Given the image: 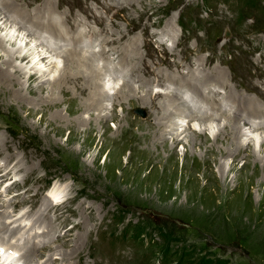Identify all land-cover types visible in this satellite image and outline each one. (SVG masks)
Returning <instances> with one entry per match:
<instances>
[{"label": "rangeland", "instance_id": "1", "mask_svg": "<svg viewBox=\"0 0 264 264\" xmlns=\"http://www.w3.org/2000/svg\"><path fill=\"white\" fill-rule=\"evenodd\" d=\"M5 1L0 0V4ZM35 8L40 11L38 16L53 13L54 21L80 32L83 45H71L72 41L70 45L60 43L56 50H52V56L39 60L41 48L46 50L48 46L41 43L39 36L29 34V26L37 29L38 24H43L34 17L38 13ZM17 10L34 12L33 19L24 14L35 25L31 26L30 22L24 30L20 29L24 38L18 42L23 50L16 56L30 53L31 62H22L25 68L22 80L33 72L41 76L33 84L46 87L45 92L37 96L41 104L45 105L50 97L59 95L58 86L53 87L49 82H53L63 68L65 59L62 54L69 49L84 54L105 51L104 56L94 59L105 70L100 81L107 83L106 92L109 91L111 98L106 97L110 100L104 101L105 105L93 106L91 111L80 114L86 118L101 115L106 122L104 126L91 122L93 125L68 127L53 119L57 108L65 118H75L77 113L69 109L72 106L68 102L49 105V109L43 111L39 105L33 104L36 96L33 97L28 89L24 90L22 100L15 97L19 85L14 86V93H0V164L5 162L6 156L14 154L12 160H21L24 167L34 172L29 175L24 170L17 176L0 178V212L4 215L1 221L21 219L23 223L20 222V232L15 235L0 233L3 252L8 253L13 247L19 249L10 259L11 263H16L22 256L20 247L26 244L23 239L33 222L30 215L35 213L32 210L58 184L62 196L57 200L66 201L63 211L69 220L64 221L62 217L57 222L54 212L49 216L55 224L66 223L58 230L67 227L66 233L70 236L65 241L56 240L53 238L57 234L55 229L48 230L36 247L41 252L33 253L31 259L21 257L18 264H39L50 257L60 259L59 263L51 264H192L201 257L223 259L228 264H264V236L247 225L248 217L241 205L243 199L237 201L220 193L216 187L220 175L218 167L204 169L191 155L184 154L185 142L195 134L193 127H188L191 118H194L191 126L200 130L208 124V132L217 133L226 124L233 126L239 115L254 112L256 105L264 108V0H21L15 12L10 11L16 16ZM10 20L11 27L1 33L6 40L19 35L16 21ZM170 28L174 29L173 33L169 32ZM44 36L52 44L56 38L53 32L46 30ZM113 38L118 41L107 45V39ZM6 45L14 49L8 41ZM36 45H39L38 49ZM3 57L8 55L2 51L0 63ZM20 65L21 61H16L9 69L15 72ZM209 74L220 78L205 79ZM11 77L17 79L16 74ZM175 78L184 79L190 86L193 78L212 81L204 83L205 89L219 88L218 91L203 94L208 95L210 102L225 101L224 105H213L214 110L208 109L206 98L192 96L194 91L185 83L178 88ZM126 84L136 89L139 99L129 101L127 94L117 99L114 97L116 89ZM78 88L74 89V95L81 102L87 95L92 97L89 91L82 95ZM158 93L177 99L171 101L159 97L156 101L154 96ZM239 94L252 101L236 98ZM97 96L98 93L93 97ZM118 100L127 103L120 106ZM143 103L147 108L142 106ZM177 104L186 111L179 109L175 116L167 119L171 108ZM235 105L236 112L232 110ZM223 112L235 116L229 121ZM146 113L148 117L144 118ZM202 116L212 118L204 124L200 119ZM165 118L176 130L170 128L159 139L148 136L150 142L158 145L153 150L162 155L161 161H155L150 153L145 152V144L135 133L145 126L157 129L156 121L165 123ZM239 121L241 126L246 123L244 119ZM184 129L187 131L181 136L183 140L174 145L173 136ZM231 136L230 131L224 138L230 140ZM262 136L264 125L245 135L243 133L241 139H259L256 149L260 153ZM172 149L175 151L173 156L170 155ZM193 149L192 154L202 152L199 148ZM72 151L76 152L75 156ZM243 159L237 164L238 172H233L232 176L245 172ZM223 160L228 165L231 158ZM15 180L17 184H13ZM31 184V194L37 195L29 198L31 194L26 193L19 199ZM254 196L257 200L260 198L258 192H254ZM57 200L49 202L54 205ZM13 203L17 206L14 207ZM36 216L35 219L39 215ZM119 216H125V219L116 224ZM83 220L86 232L73 229ZM44 226H34V233L37 235L43 231ZM78 237H82L79 244L83 242L79 252L74 250ZM49 246L54 248L42 251ZM3 258H7V254H2L0 261Z\"/></svg>", "mask_w": 264, "mask_h": 264}, {"label": "bare ground", "instance_id": "2", "mask_svg": "<svg viewBox=\"0 0 264 264\" xmlns=\"http://www.w3.org/2000/svg\"><path fill=\"white\" fill-rule=\"evenodd\" d=\"M19 1H21V0H10V1L6 0L5 2H1V4H0V52L3 51L4 53H6L8 55V57H3L2 63H0V93H5V94H10L11 92L14 93L13 92V89H15L14 86L19 85L18 86L19 88L17 87L18 91H15L16 92L15 97L16 98L19 97V99L22 100L25 97L24 90L28 89L30 91V94L33 95V97L36 96V98H33V101H32L33 104L39 105V109L41 108V110H43V111H47L49 109V108H47L49 105L58 106L62 103V101L68 102L72 106V108H69V109H71L73 113H77V114H76L74 119L65 118V116L59 110V108H57V111H55V113L53 114V119L55 122H57L59 124H62L64 126H68V127L93 125L92 123H94L96 125L99 124V125L104 126L106 124V122H105V119L102 118L101 115H97L95 117L96 118L95 119L91 116H89V118L82 117L80 114L84 111H91V108L93 106L97 107L98 105H103V104L105 105V103H103V102L106 100H110L109 98H106V97L111 98V95L109 96V94H108L109 91L106 92L107 83L104 84L105 81L104 82L100 81V77L104 74L105 70H103V68H100V66H98L96 64L95 59H94L96 56H99V55L104 56L105 51L102 50L98 53L95 52L92 54H84L83 52L69 49L65 53H63L62 56L65 59V64H64L63 68L60 70L58 76L54 79V81L49 82V84H52L53 87L58 86V87H56V89L57 88L59 89V91H58L59 95L50 97V99L47 101V104H45V105L41 104V99L39 97L37 98V96L40 93L43 94L46 90V87H44V86L37 87V86L33 85L35 83V81H38L39 79H41V76H38L37 72H35V73L33 72V73L29 74V76L27 77V79L25 81L22 80V75L25 72V68L23 67L22 62H26V63L31 62L30 53L28 54V53L23 52L24 54H22L21 56H16V54L18 52L23 50L22 45H19V42H18V40L24 38V36L22 35V31L20 29L24 30V27H27L26 25H28V23H30V22H31V26L34 27V25H35V23L32 22L30 19V18H32V13H34V12L30 11L27 13L28 10H25L24 12L22 10H17L16 16H14L12 14L11 11L13 10L15 12L16 6L19 5ZM48 5H50V4H48ZM34 11L36 13L38 11V9H36ZM48 12H50V11L48 10ZM25 13H27V16L28 17L30 16V18H28L27 16H24ZM39 13H40V11H38L37 15L34 17H36V19H38V20H42L41 22H43V24L42 23L38 24V27H36L37 29H34L30 26L28 28L29 34H35V35H37V37L39 36L41 39V43L46 44L48 46V48L46 50L43 47L41 48L40 53H39L41 56V59H39V60L44 61L45 57H47L49 55L52 56L53 55L52 50H56L58 48V44H60V43H62V44L69 43V45H70V41H72L71 45H74V46L83 45V41H82L83 37L81 38L80 32L76 33L75 30L72 31L70 29H67L60 22L54 21L55 17L53 16V13H49L48 15L45 13L42 16L40 15L41 17L38 16ZM45 17H47V18H45ZM10 19L16 21L18 29H19L18 30L19 35L17 38L10 37L8 40H6L5 38H3L1 36V33L6 28L11 27L9 25V22H12ZM77 20H74L75 23L76 22L78 23ZM41 24H42V27H39ZM45 30L47 32H53L56 35L55 36L56 38H55V41L53 42V44L48 42L46 39H44V37H45L44 31ZM168 30L170 33H173V31H174V29H172V28H170ZM73 34H75V35L79 34V35H78V37H76ZM116 38H113L110 41H108V39H107V41H106L107 45L115 44L118 41V39H116ZM7 41L14 47L15 50L9 49L7 47V45H6ZM38 43H39V41H38ZM39 45L38 46L36 45L35 48L38 49ZM49 48H51V49L49 50ZM113 50L115 52L116 51L119 52V50H116V48H113ZM123 54L125 56V53H123ZM19 60L21 61L22 66L20 65L19 67L16 68L15 72H12L9 68L13 64H16V61H19ZM122 62H124V61H122ZM130 67H132V66H130ZM105 68H107V67L105 66ZM107 70H108V68H107ZM114 71H116V70H114ZM124 71H125V69H124ZM12 74H16L17 79H13L11 77ZM113 75H115V73ZM212 78L213 77H211L210 74L205 75V79H207V80H210ZM217 78H220V76L217 75L213 79L217 80ZM18 80H19V82H18ZM174 80L177 81V84H178L177 87L178 88H181V86H183L185 84L188 85L184 81V79L180 80V79L175 78ZM204 83L208 84V83H212V81L207 82V81H204L201 79L193 78V81H191L192 86L188 85L192 88V90L195 93L194 94L191 91V93L193 94L192 96L199 95L201 97L206 98V101H207L206 105H207L208 109L210 108V110L215 109V107L214 108L211 107L213 105H217L218 107L221 105H224L225 101L218 103L217 101L210 102L207 100V98H209L208 95H204L203 93L208 92V94H209L210 91H212V90L218 91L219 88L205 89ZM227 84H228V82H227ZM114 86H115V84H114ZM76 87H79L81 89L82 95L83 94L86 95L85 91H89L88 93L92 94V97L89 98L87 95L86 98L83 99V101L81 102V100L79 98H77L76 95H74L75 94L74 89H76ZM93 88L97 91L96 93H98L97 97H93V96H96V93H94ZM108 88H110V87H108ZM115 88H116V86H115ZM217 91H215V93ZM259 92H260V90H259ZM115 93L116 94L114 95V97L116 99L122 94H127V99L129 101H131L132 99H135V98L139 99V97L137 96L136 89L134 87H131L130 85H127V84L116 89ZM101 94H103L104 97H101L102 96ZM210 94H213V93H210ZM79 95L80 94H78V96ZM116 95H117V97H116ZM228 95H232V94L229 93ZM241 95H243V94H241ZM241 95L239 94L236 98L247 99V100L250 99V98L248 99V97H245V96L242 97ZM168 96L169 95L166 96V95H162L161 93H158L154 97H156V101L159 100V97H167L165 99L169 98V100H171V101H174V99H177L176 96H171V97L170 96L168 97ZM262 97L264 98V92L262 93ZM145 98H143V99H145ZM115 101H117V100H115ZM118 101H119L120 106L123 105L124 103H127L123 100H118ZM138 101H140V100H138ZM249 101H252V100H249ZM26 104H28V103L26 102ZM142 106L144 108H147V106L144 103ZM174 106H175V103H174ZM228 106H230V105H227V107ZM171 107H173V103H172ZM174 108H176V111L173 110ZM174 108H171L170 114L168 115L167 119H170L173 116H175L179 109H181L183 111L182 107L179 106L178 104ZM232 110H234L236 112V105L234 106V108ZM185 111L186 110H184L183 112H185ZM255 112L257 114L255 116L251 117V114H253V113L255 114ZM100 114H101V112H100ZM251 114H248V115H250V117H248V115H239L238 117H236L237 119L238 118L240 120L244 119L246 121L244 126H241L239 124L240 121L238 119V121H236L233 126L231 124H226L223 128H220L217 133L208 132L209 131L208 130L209 127L207 126L208 124L205 125L203 128H200V130L197 129L193 125L191 126V122L194 120V118H191V122L189 123L188 127H190V128L193 127V132L195 134L191 140H189L188 142H185L184 154L185 155L186 154L191 155V157L195 160V162L198 165H201L202 167H204V169L205 168L211 169L214 166L218 167L220 175L218 177V181H217L218 184L216 187L220 190V193L224 197L236 199L237 201H238V199H240V200L243 199V201L241 200L243 202L241 205H242L243 209H245L244 211L246 213V216L248 217L247 225H249V227H251L252 230H256L258 233L260 232L262 234V237H263L264 236V136H262L260 138V145H259L260 153H259V150H257L258 148L256 149V145H257L256 143L258 142L259 139L251 138L248 141H244L243 139H241L243 136V133L245 135L246 132L248 133L249 130L251 132L252 130H257V128H260L261 126L264 125V116H263L264 115V108H263V106L256 105L255 111L252 112ZM147 115L148 114L146 113L144 118L148 117ZM223 115L225 117H227L229 119V121H231L232 118H234V116H235V115H233V116L226 115L224 112H223ZM210 117L202 116V117H200V119H201V121H203L204 124H206ZM151 119H153L152 121H154V117ZM156 122H157L156 124H157L158 131H157V129H153V128H149L148 126L147 127L145 126L143 128V130H141L138 133H135V135L137 136L138 140L141 143L145 144V146H146L144 149L145 152L150 153L155 161H161L162 155L160 154V152L158 153L155 151L156 150L155 148L158 145H155L152 142H150L151 140L149 141L148 136H150V137L154 136L157 139H159L161 136H164L165 133L170 130V128H175V127L170 126L169 123H171V122H169V120L165 121V123H163L162 121L161 122L156 121ZM129 124H130V122H129ZM248 124L250 125L249 128L247 126ZM176 125L177 124H175V126ZM247 128H248V131H247ZM185 129H187V128H185ZM185 129L182 130V132L178 133V135H175V136H173L172 133H170V135L174 137L173 138V143L175 142L174 145H176L177 143H179L180 141L183 140L181 138V136L187 131ZM227 129H229V130H227ZM175 130H176V128H175ZM230 131L232 132V136L230 139L232 142V145H230V140H225V138H224V135ZM159 132H160V134H159ZM133 138H135V137H133ZM233 141H235V142L233 143ZM3 144L7 147V144L4 143V140H3ZM153 148L155 150H153ZM193 148H195V150L199 148V149H201L202 152L199 153V155L197 154L198 152L197 153L194 152L192 154L191 151ZM173 150L174 149L171 150V153H170L171 156H173L175 154V151H173ZM72 155L75 156L76 152L72 151ZM14 156H15L14 154L6 156L5 162L0 164V172H1L0 178H1V180H4L7 177L12 176V175L17 176V174L19 172H23L24 170L28 171L29 175L34 173L29 167H24L22 165L23 163L21 162V160L20 161L19 160H16V161L12 160ZM241 156H242V159L244 158L243 160H245L244 164H242V169H245V172H243V174H241V175L238 173V174H233V176H232V173L238 170L236 168L238 166L237 165L238 162L242 160V159L240 160ZM226 157L231 158V161L229 162L228 165H226L224 160H223V158H226ZM239 169H241V168H239ZM11 179L13 180V178H11ZM17 183H18L17 180H15L13 182V184H17ZM34 183L38 184L37 181H35ZM57 186H58V184L55 185V187L51 190V192L49 193L48 196L46 195V198H44L43 202L38 204L36 209L32 210V213H35V214L30 215L33 218V222L31 223V225H29V229H28L29 233L27 231V234L25 235V239H23V241H25L26 244L25 243L23 244L24 245L23 248L20 247L21 249H23L22 256H20L17 259L16 263H14V264H18L20 261L19 259L21 257H24L25 258L24 260H26L27 258L31 259V257L34 256V254L41 252L39 249L37 251L36 247L38 246L39 243L41 244V242H42L41 238L44 239V237L46 236L45 234L47 233L48 230H54L55 229V232L57 234L53 238H57L56 240L60 239V241H62V240L65 241V238H69L70 234L66 233L67 227H63L62 228V229H64L63 231L58 230L62 226L67 225V224L66 223H61V225L55 224L56 222L53 223L52 220L50 219V216H49L50 212H54V213H56V221L57 222L62 217H64V221L69 220L68 217L65 216V213L63 211V208H64L66 201L62 200V203H61L57 200V199L61 198V196H62V190L60 188H58ZM252 190L254 192H258L260 194V198L258 200L255 198L254 192L252 193ZM26 193H28V194L32 193V184H31V186L26 188L19 195V199L21 196H23ZM36 195L37 194H35V195L31 194V195H29V198L30 197L34 198ZM55 199L58 201V203L53 205L52 203L49 202V200H55ZM52 202H54V201H52ZM0 205H2V204H0ZM13 206L16 207L17 203H15V205L13 203ZM6 209L4 210L5 212L7 211ZM19 212H21V211H19ZM72 212H73V215H75L76 212L74 210ZM2 213L0 212V221L2 220V218H4V215ZM36 215H39L37 219H35V217H37ZM25 216H27V215H25ZM81 218L84 219V217H81ZM20 222L22 223L21 219H20V221L15 220L14 222H4V220H3V222L1 221L2 225L0 226V233L3 234L4 232L5 233L7 232L11 235L17 234L18 232H20V229H21ZM34 223H36L37 225H34ZM43 224H45L44 229H43V231L39 232V233H43V235L41 236V235H39V233H37V235H36L34 233L36 230L34 228V226H36V227L42 226ZM24 228L25 227H23V229ZM39 228L40 227H38V229ZM75 228H77V229L79 228V229L84 230L85 229L84 220L82 222L79 221L77 225H74L73 229H75ZM73 229H70V230L73 231ZM33 233H34V235H32ZM6 239H8V238H6ZM257 239L259 240V238H257ZM71 240H73V239H71ZM81 240H82V237H78L75 239L76 244H75L74 250H76V251L81 250V248L83 246V242H81L79 244V242ZM62 246H64V245L62 244ZM3 248H4L3 244L0 243V249H3ZM53 248H54L53 246H49V247L43 248L42 251L47 252L48 250H52ZM67 248H66V250H67ZM18 251H19V249H17V247H13V250L8 252V253H6V251L0 252V257L2 256V254H4V255L7 254V258H3V260L0 261V264H12L10 259L14 258L15 253H17ZM64 259H65V257H63V260ZM67 259H69V258H67ZM44 261L42 262L43 264H51L52 262L53 263H59L60 259L59 258L54 259V258L50 257L45 262ZM42 263H39V264H42Z\"/></svg>", "mask_w": 264, "mask_h": 264}, {"label": "trees", "instance_id": "3", "mask_svg": "<svg viewBox=\"0 0 264 264\" xmlns=\"http://www.w3.org/2000/svg\"><path fill=\"white\" fill-rule=\"evenodd\" d=\"M124 219H125V216H119L116 224L123 221ZM192 264H228V263L223 259H218V258L217 259H211V258H207V257H201L198 260H193Z\"/></svg>", "mask_w": 264, "mask_h": 264}, {"label": "snow or ice", "instance_id": "4", "mask_svg": "<svg viewBox=\"0 0 264 264\" xmlns=\"http://www.w3.org/2000/svg\"><path fill=\"white\" fill-rule=\"evenodd\" d=\"M3 251V249H0V252H2Z\"/></svg>", "mask_w": 264, "mask_h": 264}]
</instances>
